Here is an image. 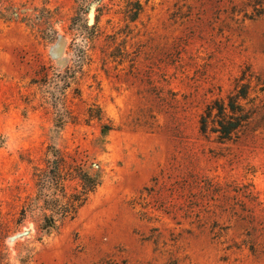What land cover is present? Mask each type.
I'll return each instance as SVG.
<instances>
[{
	"label": "rangeland",
	"instance_id": "1",
	"mask_svg": "<svg viewBox=\"0 0 264 264\" xmlns=\"http://www.w3.org/2000/svg\"><path fill=\"white\" fill-rule=\"evenodd\" d=\"M0 264H264V0H0Z\"/></svg>",
	"mask_w": 264,
	"mask_h": 264
},
{
	"label": "trees",
	"instance_id": "2",
	"mask_svg": "<svg viewBox=\"0 0 264 264\" xmlns=\"http://www.w3.org/2000/svg\"><path fill=\"white\" fill-rule=\"evenodd\" d=\"M235 126H236V125L234 124V125H227V126L223 127V128H224V134H225V135H228V134L231 132V130L234 129ZM91 186H92V185H91ZM92 189H93V187L86 189V191H87V190L90 191V190H92Z\"/></svg>",
	"mask_w": 264,
	"mask_h": 264
}]
</instances>
